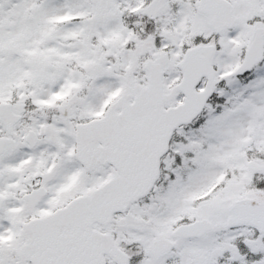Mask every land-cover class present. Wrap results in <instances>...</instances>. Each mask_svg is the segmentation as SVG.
I'll return each mask as SVG.
<instances>
[{"label": "snow or ice", "instance_id": "obj_1", "mask_svg": "<svg viewBox=\"0 0 264 264\" xmlns=\"http://www.w3.org/2000/svg\"><path fill=\"white\" fill-rule=\"evenodd\" d=\"M0 264H264V0H0Z\"/></svg>", "mask_w": 264, "mask_h": 264}]
</instances>
